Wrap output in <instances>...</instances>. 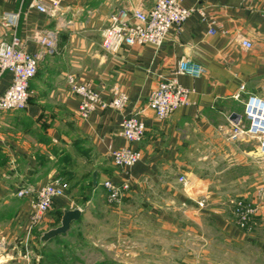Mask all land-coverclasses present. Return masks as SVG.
<instances>
[{
    "label": "crops",
    "instance_id": "1",
    "mask_svg": "<svg viewBox=\"0 0 264 264\" xmlns=\"http://www.w3.org/2000/svg\"><path fill=\"white\" fill-rule=\"evenodd\" d=\"M154 1L58 0L40 12L30 0H0V17L17 14L11 27L0 25V41L14 35L28 52L40 47L36 37L53 43L28 82L25 108L0 111V264H27L25 244L33 227L28 200L16 191L35 190L53 177L68 187L38 223L39 235L58 224L63 209L83 208V218L96 210L105 194L103 180L127 179L120 201L103 204L116 215L106 238L109 255L125 264H264V202L258 198L264 157L257 139H228L246 96L264 97V0H182V6L203 12L171 27L159 46L101 49L99 31L113 10L147 11ZM243 38L250 47L241 44ZM180 58L204 73L175 75L191 89L188 103L158 119L146 105L149 93L172 75ZM67 75L104 99L123 91L124 108H97L81 117L80 97L69 90ZM10 79L7 72L0 75V91ZM130 114L144 124L133 143L118 134L119 122ZM125 146L140 158L123 170L108 153ZM80 194L88 195L82 207L75 204ZM241 197L259 204L248 231L232 215V203ZM97 221L102 225L103 219ZM46 246L38 242L40 250Z\"/></svg>",
    "mask_w": 264,
    "mask_h": 264
},
{
    "label": "built area",
    "instance_id": "2",
    "mask_svg": "<svg viewBox=\"0 0 264 264\" xmlns=\"http://www.w3.org/2000/svg\"><path fill=\"white\" fill-rule=\"evenodd\" d=\"M182 0H155L147 11L139 8H116L109 16L107 24L99 31L100 47L104 52L114 53L121 46L151 44L159 46L171 27L178 28L193 12L202 14L201 8L184 7ZM58 5V0H30L29 6L37 11L46 12ZM264 14V13H263ZM17 14L3 13L0 17L2 27L15 24ZM208 33H213L210 29ZM40 47L26 51L18 38L11 36L9 41H0V75L7 72L11 79L7 87L0 91V111L24 109L29 96L28 82L34 76L39 60L46 51L52 48V41L46 36L36 37ZM241 44L250 47L251 42L243 38ZM204 73V68L186 58L177 61L172 75L161 78L151 90L147 99V107L158 119L169 115L173 110L188 103L191 89L179 84L175 79L177 74L198 76ZM69 90L80 97L78 114L85 117L97 108H112L122 110L127 97L123 91L114 90L109 99H104L100 93L86 82H77L71 75L66 76ZM244 90V86H240ZM238 96V95H237ZM144 124L136 114L124 116L119 122L118 134L128 143L141 139ZM251 138L258 140L257 152L264 157V97L248 94L243 103V114L233 124L228 135L231 141ZM112 164L123 170L133 165L139 158L138 150L128 146L109 151ZM180 181L183 177L178 178ZM105 191L106 201L115 204L120 201L123 193L129 187V180L112 182L105 179L101 182ZM68 184L59 177H53L37 189L24 186L16 191L17 197H26L29 204V226L39 223L51 207L55 197L64 196ZM259 202H264V189L258 195ZM259 212V204L254 201L237 198L232 203V215L236 226L242 230L253 227L254 217Z\"/></svg>",
    "mask_w": 264,
    "mask_h": 264
},
{
    "label": "rangeland",
    "instance_id": "3",
    "mask_svg": "<svg viewBox=\"0 0 264 264\" xmlns=\"http://www.w3.org/2000/svg\"><path fill=\"white\" fill-rule=\"evenodd\" d=\"M79 196L75 204L82 207L88 195ZM98 202L100 206L93 211L95 213L86 214L83 218L82 208L80 218L70 224L64 235L48 242L43 250L38 247V223L33 225L30 231V234L33 233L32 239L25 244L27 264H125V259L109 255L110 250L105 248L109 241L106 238L112 236L109 235L113 230L110 220L115 219L116 215L103 205L112 206L106 201L105 194L98 198ZM99 219H103L102 225L98 223ZM159 264H162L161 261Z\"/></svg>",
    "mask_w": 264,
    "mask_h": 264
},
{
    "label": "water",
    "instance_id": "4",
    "mask_svg": "<svg viewBox=\"0 0 264 264\" xmlns=\"http://www.w3.org/2000/svg\"><path fill=\"white\" fill-rule=\"evenodd\" d=\"M92 184H94L93 174H92ZM81 212L82 210L77 207L63 209L58 224L54 227H51L43 231L39 235L38 237L39 244L43 247L47 244L48 241L52 240L53 238L60 235H64V233L68 230L70 224L80 218Z\"/></svg>",
    "mask_w": 264,
    "mask_h": 264
},
{
    "label": "trees",
    "instance_id": "5",
    "mask_svg": "<svg viewBox=\"0 0 264 264\" xmlns=\"http://www.w3.org/2000/svg\"><path fill=\"white\" fill-rule=\"evenodd\" d=\"M60 215V214H59ZM59 217V216H58Z\"/></svg>",
    "mask_w": 264,
    "mask_h": 264
}]
</instances>
